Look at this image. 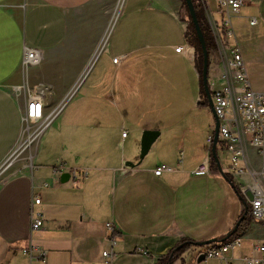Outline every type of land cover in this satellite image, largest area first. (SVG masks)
I'll return each instance as SVG.
<instances>
[{"label": "crops", "instance_id": "obj_1", "mask_svg": "<svg viewBox=\"0 0 264 264\" xmlns=\"http://www.w3.org/2000/svg\"><path fill=\"white\" fill-rule=\"evenodd\" d=\"M183 2L126 0L111 26L118 0H0V166L22 139L33 87L51 84L45 105L54 109L112 27L85 75L88 86L78 89L44 133L34 159L13 164L0 176V264H106L103 251L112 249V264H167L172 254L178 256L173 264H224L218 258L197 263L196 255L175 251L186 241L224 237L246 204L212 156L215 118L203 85V56L188 34L191 21ZM254 2L257 9L247 0L233 18L246 64L256 43L264 53L263 1ZM217 12L211 6L204 16L220 23ZM250 16L258 18L262 33L243 30L244 24L256 26ZM27 46L43 54L28 70L22 65ZM229 57L230 49L212 37V93L234 85ZM254 59L257 70L263 69L264 56ZM145 130L160 134L137 164ZM244 146L250 165L264 167V156L255 166L253 147ZM217 150L230 156L219 145ZM209 153L211 171L196 174ZM60 163L66 167L62 172L88 169V178L62 181V172H56ZM161 164L173 170L157 175ZM35 196L41 197L39 204ZM35 213L45 219L37 230ZM239 235L243 246L233 252L234 264L264 238V222L250 218ZM32 246L31 256L24 249Z\"/></svg>", "mask_w": 264, "mask_h": 264}, {"label": "built area", "instance_id": "obj_2", "mask_svg": "<svg viewBox=\"0 0 264 264\" xmlns=\"http://www.w3.org/2000/svg\"><path fill=\"white\" fill-rule=\"evenodd\" d=\"M203 10L204 14L210 11L208 0H194ZM219 11L222 15L220 23L208 19L214 40L220 47L230 49L228 65L232 71L234 85L227 84L221 89L212 93L215 110L220 119L219 147L230 153L231 177L237 185L239 193L244 201L249 204L251 219L253 221L264 222V167L255 168L250 165L249 157L245 150V144L253 147L261 156H264V92L255 91L252 87L246 61L243 55L241 44L237 38L233 18L239 15L247 0H217ZM251 25L258 23V18H250ZM43 54L40 49L25 47L22 65L25 69L39 65L42 62ZM66 94L63 100L50 111L46 110L45 97L49 88L42 83L32 89V93L27 100V107L23 116L24 131L23 136L10 157L0 166V176L9 169L15 159L20 155L19 149L25 142L31 131V124H36L35 130L39 131L38 138L42 137L47 129L53 124L58 115L64 110L66 105L77 93L83 82L84 75ZM128 131L123 132L127 136ZM214 132L209 136L210 147L213 144ZM33 145V144H32ZM210 153L205 161L195 171L196 174H206L210 170ZM66 167L60 163L56 172L64 171ZM173 168L166 164H161L155 169V173L160 175L163 171H170ZM71 172V179L77 183L88 178L89 170L74 167ZM48 185V184H46ZM34 202H41L40 196H35ZM44 217L41 213L32 215V229H40L44 224ZM111 233H116L113 223L107 224ZM112 246L116 245L115 236L112 239ZM243 246V238L240 235L232 236L225 242H216L200 248L196 256L203 252L207 258H218L224 264H234L233 252ZM35 247L24 249L27 254L33 255ZM147 254L146 251H142ZM45 257V251H41ZM115 253L112 250L103 251L106 264H112ZM238 264H264V238L252 245L250 254L242 257Z\"/></svg>", "mask_w": 264, "mask_h": 264}, {"label": "water", "instance_id": "obj_3", "mask_svg": "<svg viewBox=\"0 0 264 264\" xmlns=\"http://www.w3.org/2000/svg\"><path fill=\"white\" fill-rule=\"evenodd\" d=\"M188 12H189V16L190 19L192 21V24L195 27L196 30V34H197V38L199 40L201 49H202V56H203V67H202V79H203V85H204V90L205 93L207 95L208 101H209V105L211 107L212 113L214 115L215 118V128H214V140H213V144H212V156L217 164V167L219 169V172L221 173V175L223 177H225V179H227L231 185L236 188L235 183L232 181V179H230L229 175L223 170L222 165H221V161L218 155V150H217V146H218V142H219V129H220V119L219 116L216 113L215 110V105H214V101H213V96H212V91L210 88V84H209V49L207 46V40L205 38V34L202 30L199 18H198V14H197V10H196V6H195V2L194 0H184ZM160 131L158 130H145L143 132V136H142V141H141V150H140V155H139V161L137 164L141 163V160L145 157V155L149 152L151 145L153 144V142L156 140V138L159 136ZM134 162H130L131 166H136L137 165ZM71 177V172H62L61 173V180L62 181H68ZM237 192L239 193V190H237ZM239 196L243 199V197L241 196V194L239 193ZM248 208H249V204L246 203L245 204V210L243 215L238 219V221L236 222L235 226L233 227L232 230H230L224 237L222 238H211V239H207V240H203V241H187V243H181L176 250L179 249H183V251H185V248L187 246H195L200 248H204L206 246H209L210 244L216 243V242H225L226 240H228L229 238H231L237 231L238 228L241 224V222L247 217L248 214ZM199 251V250H198ZM178 256H173V254L171 255L169 262L167 264H173V262L175 261V259H177ZM206 259V256L203 252L199 253L196 256V261L197 263H201L203 260Z\"/></svg>", "mask_w": 264, "mask_h": 264}, {"label": "rangeland", "instance_id": "obj_4", "mask_svg": "<svg viewBox=\"0 0 264 264\" xmlns=\"http://www.w3.org/2000/svg\"><path fill=\"white\" fill-rule=\"evenodd\" d=\"M125 1L126 0H124V3H125ZM184 1V0H183ZM209 1V4H210V7L212 6L213 7V9L215 8V10H216V8H217V10H219V7H218V3H217V0H208ZM250 2H252V11H254L255 9H257V7H254L255 6V2H254V0H249ZM263 1V13H264V0H262ZM123 3V4H124ZM118 4V3H117ZM117 6V5H116ZM116 8V7H115ZM201 8V7H200ZM243 9V8H242ZM183 11H184V13L185 14H187L188 15V17H189V12H188V9H187V6L185 5V2H183ZM200 14H201V17L202 18H204V20H205V22H206V24H207V27L209 28V32H211V36L213 37V35H212V31H211V27H210V25H209V22H208V19L206 18V16H204V12H203V10H202V8H201V11H200ZM239 16V15H238ZM251 17H253V16H250L249 17V22H250V18ZM216 18H218V20H220V22H221V20H222V15H221V13L220 12H217V14H216ZM190 19V18H189ZM190 21H191V19H190ZM191 24H192V21L190 22ZM259 23V22H258ZM257 23V24H258ZM251 24V23H250ZM257 24H255L256 26L255 27H251V26H249V25H247V24H244L243 25V30L245 31V32H247L248 33V35H252L253 36V34H254V32H258V33H262L263 32V27H262V25H261V23L257 26ZM252 26H254V25H252ZM243 41H244V38H243ZM259 45H257V43H256V45L253 47V49H254V51L253 50H251L250 52H253V54H252V56L249 58V60H248V62H247V64H246V66H247V70H248V74H249V77H250V79H251V81H252V83L255 85V88L256 89H259V88H261V89H264V68L263 69H261V70H257L258 69V64H257V62L255 61V59L254 58H257V56L259 55V56H264V53H263V51L262 50H260V47H258ZM258 47V48H257ZM203 62V61H202ZM89 64H90V61H89V63H88V67H89ZM86 66V67H87ZM263 66H264V64H263ZM85 67V69H84V71H83V74H84V72H87V69H88V67L86 68ZM63 74L64 73H61L60 74V76H59V79H58V81H57V85L58 86H61L62 85V83H63ZM82 74V75H83ZM89 75V74H88ZM88 75L85 77V79H83V82H82V86H81V88H79V90H81V89H83L84 88V86L86 85V87L88 86ZM78 81H79V79H78ZM77 81V82H78ZM87 83V84H86ZM44 86H47L48 88H49V92L51 93V91H52V89H53V87L51 86V84H48V83H45V82H43L42 83ZM85 87V88H86ZM48 92V95L50 94ZM67 108V106L64 108V110ZM37 127V125L36 124H31V127H30V129H31V131H34L35 130V128ZM41 139H42V137L41 138H39V139H37V142H38V145H37V142H35V143H33V145L29 148V149H27L24 153H22V154H20L16 159H15V161H14V164H16V163H26V164H29L33 159H34V157H35V155H36V152H37V149H38V147H39V145H40V143H41ZM39 140V141H38ZM37 145V146H36ZM36 146V147H35ZM35 147V148H34ZM219 158H220V161H221V163H222V166H223V168H224V171L226 172V173H229V174H232V170H231V167H230V164H231V162H230V156H228L227 155V153L226 152H221L220 154H219ZM250 159L252 160V162H253V165H257V164H261V162H263V157H261V155L258 153V151L256 150V149H254L253 148V150L252 151H250ZM240 199V198H239ZM198 250H199V248L198 247H195V246H187L186 248H185V252H187V253H190L191 255H196V253L198 252ZM191 255H187V256H191Z\"/></svg>", "mask_w": 264, "mask_h": 264}, {"label": "trees", "instance_id": "obj_5", "mask_svg": "<svg viewBox=\"0 0 264 264\" xmlns=\"http://www.w3.org/2000/svg\"><path fill=\"white\" fill-rule=\"evenodd\" d=\"M195 6H196V10H197V14H198V18H199L202 30H203V32L205 34V38L207 40V46H208V49H209V52H210V39H212V37H210V35L208 33L209 32V28L207 27V24H206L204 18L201 17V14H200L201 8H200V6L196 2H195ZM188 34L192 37V39H193L192 41L195 44V46L197 47V49H198V51L200 53V59H201L202 58V49H201L199 40L197 38L196 30H195V27H194L193 24H190V30L188 31ZM200 67L202 68V65H200ZM244 210H245V208H244ZM243 213H244V211H243ZM243 213L241 214V216L243 215ZM250 218H251V210H250V207H249L248 208L247 217L241 222V224H240V226L238 228V231L233 236H237V235H239L241 232H243L245 230V228L247 227V225L249 223ZM184 243H187V241L184 242ZM181 250L182 249L176 250V254L178 255L179 251H181Z\"/></svg>", "mask_w": 264, "mask_h": 264}, {"label": "bare ground", "instance_id": "obj_6", "mask_svg": "<svg viewBox=\"0 0 264 264\" xmlns=\"http://www.w3.org/2000/svg\"><path fill=\"white\" fill-rule=\"evenodd\" d=\"M123 3H124V0H118V4H117V6H116V8H115V10H114V13H113V17H112V24H111V26H113L114 24H115V22L117 21V19H118V17H119V15H120V13H121V8H122V6H123ZM110 26V25H109ZM110 29H107L108 31H107V33H105V35H104V39H103V41H102V43L100 44V47L97 49L98 51L95 53L96 55L94 56V58H93V60L92 61H90V64H89V67H88V69H87V72H89V69H90V67L92 66V64L94 63V61H95V59L98 57V55H99V53L101 52V50H102V48H103V46L105 45V42H106V40H107V37H108V34H109V31L111 30V28L112 27H109ZM86 67V68H87ZM85 76V75H84ZM38 135H39V131H37V130H34V131H32V132H30L29 134H28V136H27V138L25 139V142L23 143V145L20 147V149H19V154H22V153H24L27 149H29L31 146H32V144L33 143H35V142H37V138H38ZM41 138V137H40ZM39 141V140H38ZM37 145H38V142H37ZM36 145V146H37ZM35 146V147H36ZM34 147V148H35Z\"/></svg>", "mask_w": 264, "mask_h": 264}]
</instances>
